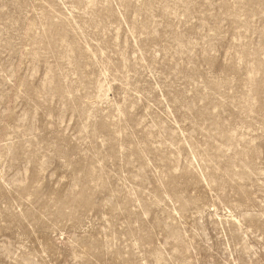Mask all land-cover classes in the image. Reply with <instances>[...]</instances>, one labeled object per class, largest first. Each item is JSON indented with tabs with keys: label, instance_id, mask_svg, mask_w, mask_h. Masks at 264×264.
<instances>
[{
	"label": "rangeland",
	"instance_id": "1",
	"mask_svg": "<svg viewBox=\"0 0 264 264\" xmlns=\"http://www.w3.org/2000/svg\"><path fill=\"white\" fill-rule=\"evenodd\" d=\"M0 264H264V0H0Z\"/></svg>",
	"mask_w": 264,
	"mask_h": 264
}]
</instances>
